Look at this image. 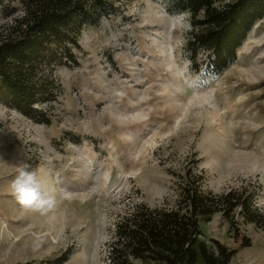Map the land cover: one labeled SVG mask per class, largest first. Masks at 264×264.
<instances>
[{"label":"rangeland","instance_id":"1","mask_svg":"<svg viewBox=\"0 0 264 264\" xmlns=\"http://www.w3.org/2000/svg\"><path fill=\"white\" fill-rule=\"evenodd\" d=\"M102 1L77 63L52 68L53 99L38 106L48 122L0 103V264H106L119 216L172 206V181L197 158L203 190L247 185L264 212V16L216 72L203 49L191 60L187 13ZM12 20L0 12V25ZM29 177L39 195L25 202ZM237 226L250 246L219 212L200 222L203 238L236 249L230 264H264V227Z\"/></svg>","mask_w":264,"mask_h":264},{"label":"trees","instance_id":"2","mask_svg":"<svg viewBox=\"0 0 264 264\" xmlns=\"http://www.w3.org/2000/svg\"><path fill=\"white\" fill-rule=\"evenodd\" d=\"M165 1L168 10L187 13L192 26L186 43L191 60L203 49L206 67L216 72L234 59L254 22L264 16V0H231L222 7L215 0ZM14 2L17 7L11 6ZM102 2L0 0L1 14L13 16L11 24L0 25V103L31 120L48 122L38 106L53 99L52 68L77 63L78 32L96 20ZM17 9L20 13H15ZM198 160L172 181L177 191L172 206L135 204L119 216L106 264H230L236 249L216 238H203L200 229L201 221L218 212L239 245L250 246L237 218L264 227V212L254 206L253 191L247 185L220 192L203 190ZM64 260L61 255L56 264Z\"/></svg>","mask_w":264,"mask_h":264},{"label":"clouds","instance_id":"3","mask_svg":"<svg viewBox=\"0 0 264 264\" xmlns=\"http://www.w3.org/2000/svg\"><path fill=\"white\" fill-rule=\"evenodd\" d=\"M19 192L22 197V200L25 202L31 201L38 197V192L35 188L31 186V177L27 180L19 182Z\"/></svg>","mask_w":264,"mask_h":264}]
</instances>
